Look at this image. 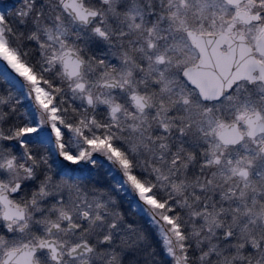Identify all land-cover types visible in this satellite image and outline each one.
<instances>
[{
  "label": "snow or ice",
  "instance_id": "6c2138e0",
  "mask_svg": "<svg viewBox=\"0 0 264 264\" xmlns=\"http://www.w3.org/2000/svg\"><path fill=\"white\" fill-rule=\"evenodd\" d=\"M0 264H264V0H0Z\"/></svg>",
  "mask_w": 264,
  "mask_h": 264
}]
</instances>
